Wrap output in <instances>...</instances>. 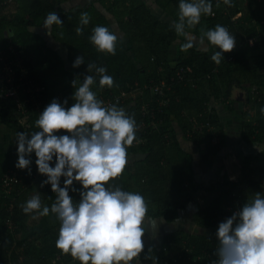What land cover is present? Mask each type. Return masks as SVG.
<instances>
[{
  "label": "trees",
  "instance_id": "obj_1",
  "mask_svg": "<svg viewBox=\"0 0 264 264\" xmlns=\"http://www.w3.org/2000/svg\"><path fill=\"white\" fill-rule=\"evenodd\" d=\"M3 1L0 0V74H5L1 72L4 64H16L15 59L20 57V67L18 64L12 65L13 69L20 74L26 71L27 79L42 85L45 91L40 98L39 111L28 105L27 116H24L14 99L6 98L1 93L2 82L0 125L29 134L38 131L35 121L53 98L61 102L68 98L67 107L71 106L75 89L70 82L76 78V87H79L83 76L88 74L87 63L105 66L118 87L100 88L97 78L93 91L98 99L104 102L111 99L116 103L115 99L123 93L131 95L135 91L140 92L136 97L119 98V106L134 116L139 126L137 137L140 142L134 141L128 149L129 164L124 174L110 183L126 191H139L151 201L149 215L167 222L178 219L180 211L186 208L197 192L218 193L212 205L198 212L194 219L202 227H217L228 214L227 208L234 202L233 194H242L243 191L239 184L225 181L227 178L208 186L198 183L194 177L193 156L184 150L181 141L203 149L202 164L217 155L223 148L225 136L211 101H239V95L245 102L244 141H264V114L260 111L264 108V0H233L234 7H227L219 0V8L215 7L218 1L212 0L215 15L202 16L194 34L199 37L201 29L222 24L235 35L236 48L224 53V60L219 65L211 60L215 48L207 40V52L202 50L203 46L182 52V40L177 56L171 57V49L179 37L170 25L161 22L150 12L143 0H97L103 5L111 1L107 11L129 39L127 44L124 38L118 40L114 56L97 52L89 42L94 26L103 25L114 30L105 14L95 7V2L84 9L65 11L62 4L70 0H14L5 6L2 5ZM156 3L174 20H178L179 0H156ZM49 11H56L64 22L63 26L53 25L52 34L68 49L69 69L64 67L60 55L33 30L43 25ZM84 11L89 13L91 20L89 25L84 26L83 35L77 36L75 29L79 26L80 13ZM80 55L84 56L85 63L74 69L72 63ZM162 83L163 96L154 94L151 88ZM25 97L22 96L23 100ZM160 102L165 104L161 105ZM214 134L218 137L217 144L212 143ZM137 154L144 155V159L137 160ZM35 160L33 154L32 169L37 168ZM260 171L262 175L256 182V192L263 191L264 169ZM44 179L46 177L40 175L30 188L19 194L14 192L12 211L9 210L11 198L1 195L0 264H79L73 262L70 255L61 254L55 246L60 227L58 219L46 233L51 238V244L47 242L46 245L43 242L33 244L34 234L29 233L22 222L20 205L27 200L35 184H41ZM74 187L79 189L81 186L76 182ZM44 188L47 201L55 202L51 186ZM69 194L74 201H79L78 192L70 191ZM7 219L13 221L17 227L15 231L9 230L5 224ZM216 246L217 240L209 237L176 232L166 236L163 247L158 250L153 248L150 255L157 256L158 261L167 260L170 264H208ZM148 248L145 246L143 257L148 255ZM36 250L37 255L31 254ZM56 255H60V258L57 259Z\"/></svg>",
  "mask_w": 264,
  "mask_h": 264
},
{
  "label": "clouds",
  "instance_id": "obj_2",
  "mask_svg": "<svg viewBox=\"0 0 264 264\" xmlns=\"http://www.w3.org/2000/svg\"><path fill=\"white\" fill-rule=\"evenodd\" d=\"M222 2L227 7L235 6L233 0ZM215 7H220L219 0ZM178 9V20H173L171 27L178 37H184L180 51L203 46L202 50L207 52V40L215 48L211 60L219 65L224 53L236 48L235 35L222 24L201 29L199 37L186 31L199 25L202 16L215 15L212 0H179ZM90 20L88 12L80 13L77 36L83 35ZM53 25L63 26L64 22L56 11H49L42 25L46 35L52 36ZM122 39L115 30L103 25L94 26L89 36L97 52L113 56L118 40ZM84 63V56H77L72 67L79 68ZM86 72L79 87L76 78L70 82L75 89L70 107L68 98L63 102L53 98L35 121L38 131L16 133L14 166L31 175L34 154L38 174L46 177L40 187L50 185L55 193L50 207L42 203L39 194L20 207L25 214L55 215L60 222L55 246L79 264H140L145 235L150 233V238L156 239L163 220L149 215L151 201L139 191H126L110 183L124 174L129 164L128 149L134 141L140 142L139 126L118 100L106 105L93 91L97 78L100 88L118 87L107 68L89 62ZM260 111L264 114V108ZM254 148L264 152V147ZM76 182L79 189L74 187ZM70 191L78 192L79 201L73 200ZM215 236L217 246L208 264H264V191L254 192L251 199L246 198L219 222ZM147 251L144 258L158 264V258L150 255L153 248Z\"/></svg>",
  "mask_w": 264,
  "mask_h": 264
},
{
  "label": "crops",
  "instance_id": "obj_3",
  "mask_svg": "<svg viewBox=\"0 0 264 264\" xmlns=\"http://www.w3.org/2000/svg\"><path fill=\"white\" fill-rule=\"evenodd\" d=\"M143 1L147 4L148 9L156 18L171 26L174 19L169 13L157 5L156 0ZM92 2H95V7L100 10V3L97 0H70L63 3L62 8L65 11H75L89 7L90 3L92 4ZM112 27L120 36L124 38L125 44H127L128 40H126L125 34L120 30L119 25L114 24ZM194 29L195 28L186 29V31H188L191 35H195ZM33 30L37 34L41 35L47 42V45L60 55L64 62V67L69 69L70 65L68 63V49L61 42L56 40L52 33V36L46 35L42 26H39ZM182 40H184V38L180 36L175 42L177 48L173 45L170 52L171 57L175 58L177 56L175 53H177L178 46ZM244 103L245 102L243 99L234 102H223L221 100L211 101V107L215 109L220 125L224 131L225 143L221 151L217 155L211 156L206 163L202 164L195 162L193 165L195 180L204 186H208L218 181H223L226 178L227 180L225 181L239 184L241 191H243V193L240 194L243 202L246 200V198L251 199L253 193L256 192V182L259 181L262 175L260 170L264 169V152L254 148V145L264 147V141L260 143H246L243 139ZM230 106L232 108H229ZM17 132V130L9 128L6 125H0V175L9 169L25 171L17 169L14 166L17 160L15 143V135ZM181 145L183 146L184 150L191 154L196 161L197 157L195 156V148L197 147L192 143L183 141H181ZM246 174H249L248 177H245ZM230 177H235V179H230ZM36 185L27 196V199L33 195L39 194L41 196L42 203L50 207L52 203H49L46 199L47 192L45 188L40 187V182ZM1 195L2 192L0 190V209L2 207L3 199ZM218 195V193H208L204 190L197 192L194 195L193 200L186 206V208L180 211L178 219L181 222L177 219L173 222H167L162 218H156L163 220V223H161L159 226L158 236L153 240L150 238V233H147L144 237L145 246L152 247L157 250L161 249L164 245L165 237L176 232L183 233L187 236H206L212 240H217L215 236L217 227H202L198 225L194 219L198 212L211 206ZM21 210V207H19L23 224L29 230V233L34 234V238H32L34 239L32 241L33 244H41L42 242L45 245L47 242L51 244V238L50 236H46V233L48 232L50 226L57 223L56 216L50 213L47 217H40L38 214L34 213L25 214ZM33 215L36 216L35 219H33ZM25 233L24 235H27ZM31 254L37 255V250ZM153 256L154 255H152V257ZM56 257L59 259L60 255H56ZM155 257H153V259ZM73 262L78 261L73 259ZM140 264H153V261L151 259H145L141 253ZM158 264L170 263L167 260H162L158 261Z\"/></svg>",
  "mask_w": 264,
  "mask_h": 264
},
{
  "label": "built area",
  "instance_id": "obj_4",
  "mask_svg": "<svg viewBox=\"0 0 264 264\" xmlns=\"http://www.w3.org/2000/svg\"><path fill=\"white\" fill-rule=\"evenodd\" d=\"M14 0H4L2 2V5L5 6ZM218 1V0H215ZM252 42V41H251ZM16 64L20 67L21 64V58L17 57ZM16 64H4V69L1 70L5 74H0V85L3 82V86L1 87V93L6 98H12L16 101L17 107L19 110H22L24 116H27L28 112V105H32L36 110L39 111L40 106V98L45 91V88L42 85L37 84L34 80H28L26 77V71L23 73H18L16 70L13 69L12 65ZM18 74L19 78H18ZM163 85V86H162ZM162 85L153 86L151 88L152 92L154 94H157L159 96H163L164 94V83ZM128 95L126 93H123L121 96H118V99H115V102L118 100L120 101V97H130L132 96ZM22 96H26L25 100H23ZM114 103L113 100H108L105 102L106 105ZM161 105H164L165 102H160ZM27 106V107H26ZM147 108L145 109V113H147ZM208 126V125H207ZM212 143L217 144L218 143V137L214 134L212 138ZM27 174V170L25 171H19L15 169H9L6 170L2 177H1V190L2 195L6 198H11L10 204H9V210L12 211L14 209V202L15 198H12V194L14 192H17L18 194L20 191L25 190L27 188H30L40 177V174H38L37 168L32 169L31 175ZM29 178V181H26V179ZM17 188L19 189L18 191ZM262 188L264 191V179L262 181ZM234 202L233 204L227 208L228 214H225L224 218L227 216H230L231 213L238 208L242 203V198L240 194H233ZM5 224L9 228L11 232L15 231L17 227L14 225L13 221L11 219H7Z\"/></svg>",
  "mask_w": 264,
  "mask_h": 264
},
{
  "label": "rangeland",
  "instance_id": "obj_5",
  "mask_svg": "<svg viewBox=\"0 0 264 264\" xmlns=\"http://www.w3.org/2000/svg\"><path fill=\"white\" fill-rule=\"evenodd\" d=\"M111 4V1H106V3H105V5H103V4H99L100 6V11L103 13V14H105V16L108 18V20L110 21V23L112 24V25H119L118 24V22H116V20H115V18L113 17V15L109 12V11H107V8L109 7V5ZM107 6V7H106ZM161 21V20H160ZM161 22H163V21H161ZM182 37V36H181ZM125 38H126V40H129L128 39V37L127 36H125ZM182 38H184V37H182ZM174 46H176V44H174ZM176 48H177V46H176ZM175 52H176V50H175ZM177 53H178V50H177ZM177 53H175V55L177 54ZM132 54V53H131ZM60 69V68H59ZM138 95H140V92L139 91H135L134 93H133V95H132V97H136V96H138ZM15 138H16V135H15ZM203 152H202V150L201 149H198V148H195V156L197 157L196 158V161L194 160V162H193V165H194V163L195 162H197V163H201V157L203 156ZM194 159V158H193ZM36 184H38V183H36ZM35 184V185H36ZM36 187H37V185H36Z\"/></svg>",
  "mask_w": 264,
  "mask_h": 264
},
{
  "label": "water",
  "instance_id": "obj_6",
  "mask_svg": "<svg viewBox=\"0 0 264 264\" xmlns=\"http://www.w3.org/2000/svg\"><path fill=\"white\" fill-rule=\"evenodd\" d=\"M238 100H242V96H241V95H239ZM144 157H145V156L142 155V154H137V155H136V159H137V160H143Z\"/></svg>",
  "mask_w": 264,
  "mask_h": 264
}]
</instances>
